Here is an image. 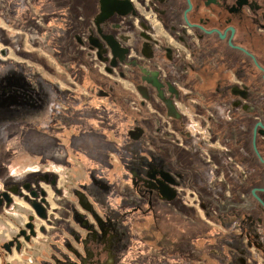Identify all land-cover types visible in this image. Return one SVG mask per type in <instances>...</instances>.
I'll return each instance as SVG.
<instances>
[{
    "label": "rangeland",
    "instance_id": "1",
    "mask_svg": "<svg viewBox=\"0 0 264 264\" xmlns=\"http://www.w3.org/2000/svg\"><path fill=\"white\" fill-rule=\"evenodd\" d=\"M5 31L8 37L5 42L0 41V45L7 46L8 54L16 64L23 66L21 75L26 77L24 82L27 85H0V193L20 188L25 194L22 185L33 183L38 189L42 186L50 205L47 206L48 219L43 220L34 214L28 194L26 200L13 195L15 202L0 204V264H38L37 258L42 256L51 264H72L74 261L76 264H146V257L159 256L160 260L152 261L153 264H165L162 257L165 251L156 254L150 248L149 252V248L141 244L137 247L141 256L132 260L131 243L132 237L136 236L132 235L133 225L145 222V236L160 243L166 241L169 229H172V233L178 232L183 225L179 213L175 214L172 208L165 205L156 208V220L143 218L148 212L145 200L141 209L130 210L139 203L130 195L123 196L125 186L120 180L129 178L131 171L137 173L146 166L138 162L135 165L128 146L121 145L119 141L118 148V140L107 137L106 129L115 126L110 119L116 117V108L98 106L101 102L89 100L85 105L69 109L66 106L68 100L89 98L91 94L77 82L65 83L60 90L52 83L51 68L56 70L58 67L57 59L53 57L55 54L47 48L52 44L44 45L41 36L33 29L8 27ZM96 36L99 37L98 33ZM102 45L107 50L101 62L105 61L108 65L111 54L106 44ZM94 54L91 58L86 55L83 67L89 64V70H94L102 78L129 92L133 91L125 77L118 79V70L114 75L105 74L101 67L103 65H99ZM115 58L118 61L119 56ZM48 88L56 95L53 94L50 99L34 97L36 100H33V96ZM104 104L107 105L106 102ZM148 110L155 112L149 105ZM157 112L159 120L164 117L160 111ZM193 118L186 114L179 119L177 128L170 122L159 125L156 122L151 128L152 135H164L171 144L183 150L185 139L182 132L197 134L195 127L191 126L194 124ZM175 163L166 166L171 178L168 188L194 219L196 215H203V202L194 187L188 183V187H182L177 183V177L181 175ZM148 164L150 173L146 176L151 179L159 177L165 170L156 168L151 161ZM46 177L49 182L45 180ZM50 180L55 183L51 185ZM158 193L162 199L169 198L160 190ZM146 198L145 195L143 199ZM151 213L155 214L153 211ZM30 216L36 226V236L28 242L19 235V230L25 228ZM205 219L208 220L201 216V220ZM195 225L192 223V226ZM119 234L123 235L120 237ZM8 239H12L13 247L17 240L24 248H19L20 252L13 249L11 257L7 255L4 259L1 246ZM111 241H114L112 246ZM69 259L73 262L68 263Z\"/></svg>",
    "mask_w": 264,
    "mask_h": 264
},
{
    "label": "crops",
    "instance_id": "2",
    "mask_svg": "<svg viewBox=\"0 0 264 264\" xmlns=\"http://www.w3.org/2000/svg\"><path fill=\"white\" fill-rule=\"evenodd\" d=\"M100 14L97 0H0V41L5 42V38L8 37L5 28L33 29L37 35L41 36L44 45L52 44H47L50 46L47 48L54 52V58L57 59L58 64L56 70L51 68L54 79L52 83L61 89L65 83L77 82L91 94L89 98L68 100L66 106L69 109L85 105L89 100L101 102L98 106H114L116 108V117L114 120L110 119L115 123V126L113 129H106L107 137L116 138L118 148L119 141H121V145H127V149L132 151L130 153L132 154L131 161L135 165L142 163L146 166L137 173H131V171L129 178L120 180L122 186H125L123 196L130 195L136 200V203H139L136 205L135 211L138 208L141 209V204L145 200L146 208H148L147 213L143 209L145 220H156L158 218L156 208L165 205L164 207L172 208L175 214L179 213L183 225L178 232L172 233V229H169L166 232V241L162 243L154 242L153 238L145 236L143 231L146 228L143 227L145 222L138 223L137 226L133 225L132 235H136L132 237L131 243L133 261L141 256L139 248H137L141 244L146 245L149 252L151 249L156 254L165 251L162 256L165 264H240L242 256H238L235 250L242 248V233L247 229V226L245 223H240L239 229H237L236 222L240 214L251 208V200L242 197L241 194L247 191L252 184L241 183L237 174L233 173L224 161L219 163L218 173L222 175L220 179L215 170L206 162L202 152L200 153L201 144L196 137L186 140L185 148L181 150L171 144L164 135H152L151 128L156 122L158 125L170 122L177 128L179 119H183L186 114L194 116L192 120L194 124L191 126L195 127V131H197L198 120L196 119L199 109L197 89L194 86L187 87L180 83V78L184 76L180 70V58L173 59L171 61L173 65H170L165 59L163 51H160L153 43L152 46H147V43L137 36L128 18L114 14L111 18L103 20ZM94 27L99 29L102 34L111 36L118 47L128 46L136 52L143 53L141 58H136L125 70L126 78L133 89L132 92L102 78L92 69L87 68L88 71H86V68L82 66L86 60V53L77 47L76 34L91 32ZM150 30L153 31L152 28ZM153 33L163 47L167 46V35L162 28L156 27ZM174 46L181 48L177 43H174ZM157 62L166 70V80L179 82L175 106H168L165 95L157 92L148 83V77L155 74L154 65ZM16 63L0 59V85L15 83L17 86H22L26 81V77L21 75L23 66ZM164 65H170L174 69L171 67L167 69ZM41 82L44 83V80ZM186 88L192 92H187ZM141 99L148 100L155 112L151 113ZM73 101H78V103ZM105 102L107 105L104 104ZM87 106L89 105L87 104ZM157 111L164 115L160 120L159 115L156 116ZM238 126H240V120L237 117L235 127ZM113 130L115 134H113ZM242 144V136L239 132L234 131L232 154L239 162L243 157L242 151L250 152L245 149L240 150ZM211 154L212 157L220 159L219 153L213 148ZM150 161L156 168L165 169V171L169 167V163L178 162L175 164L180 170L181 179L189 186L194 187L201 201L206 204L208 222L201 220L200 215H196L193 219L192 214L181 207L177 196L171 195L168 199L160 200L156 194L151 206H148L147 200L142 198L140 192L147 186L145 184L148 180L146 174L149 172L148 166L151 163H148ZM123 162L125 163L124 160ZM243 168L246 171L250 169L246 163L243 164ZM228 185L232 192L231 197L226 196L224 192ZM152 211L155 214H152ZM192 223L196 225L192 226ZM177 234L180 236H176ZM136 239L137 241H135ZM9 241L10 239L1 246V249L4 250V259L7 255L11 257L10 254L13 253V249L15 250L14 245L12 247L8 245L9 249L5 248ZM22 247L23 244L20 245V250ZM20 250L15 251L20 252ZM146 260V264H153L152 261L160 260V257L154 256L148 257V259L146 257ZM37 261L38 264H51L45 256L37 258ZM71 262L73 261L69 259L68 263ZM72 264H76L75 261Z\"/></svg>",
    "mask_w": 264,
    "mask_h": 264
},
{
    "label": "flooded vegetation",
    "instance_id": "3",
    "mask_svg": "<svg viewBox=\"0 0 264 264\" xmlns=\"http://www.w3.org/2000/svg\"><path fill=\"white\" fill-rule=\"evenodd\" d=\"M119 1H127L131 6L130 11L125 15L112 13L102 19L111 18L114 14L128 18L137 36L146 42L147 46H152L153 43L163 51L170 65H173L171 61L176 57L181 59L180 70L184 76L180 78V83L197 89L199 105L196 119L197 134L190 131L182 132L185 141L192 139L191 137L199 140L204 159L220 179L222 175L218 173L219 163L224 161L233 173L237 174L241 183L252 184L241 194L242 197L251 200L252 205L250 210L237 217V229L240 223H245L247 229L242 233V248L235 250V253L242 256L240 264H264V0ZM97 4L100 8L101 0H97ZM156 27L162 28L166 33L167 46L163 47L158 42L153 33ZM97 33L99 37L96 36ZM102 36L107 35L95 27L91 32L76 34L77 47L90 58L95 53L96 58L102 60L103 56L106 57L107 50L102 43L106 44L111 54L106 68L118 70L117 74L127 79L125 70L136 58H141L143 53L136 52L128 46H119L121 56L118 61L116 59L114 65H111L114 55ZM91 39H97L100 47L92 45ZM174 43L179 44L181 48L175 47ZM0 46L5 45L1 43ZM0 59L14 61L9 54ZM155 64V74L148 77V83L157 92L165 95L166 102L175 106L179 82L166 80V70L160 63ZM170 65L164 66L168 69ZM84 67L86 71L87 68L90 69L89 64ZM126 82L130 84L128 79ZM36 83L37 81L34 82L35 85ZM23 84L27 85L25 82ZM186 89L187 92H192L189 88ZM85 91L90 93L86 89ZM53 94L48 88L33 96V100L39 96L40 99L42 97L50 99ZM141 100L144 106L147 108L150 106L148 100ZM2 114L6 115L5 112ZM237 117L240 126L235 127ZM224 127L226 128L223 129ZM234 131L239 132L243 138V144L239 149L250 151L249 153L242 151L243 157L240 162L232 154ZM212 148L219 153L220 159L212 157ZM245 163L250 167L248 171L243 168ZM164 173L169 176L164 170L159 177L154 176L153 179L148 177L145 183L147 186L140 192L143 198L147 196L149 207L156 194L163 200L159 196V190L164 193V186L169 190L170 182L166 183L161 178ZM169 179L171 180L170 176ZM45 180L49 182L48 177ZM52 183H55L54 180H50L51 185ZM177 183L182 187H188L180 177H177ZM41 191H44L42 186L36 188L39 202L46 197V194L41 195ZM6 192L1 191L0 204L5 202L2 193ZM224 192L226 196L231 197L229 185ZM171 193L169 190V195L164 193V196L170 197ZM202 207L204 211L202 210L201 216L208 219L204 202ZM130 210H135V207ZM203 221L208 222L206 219ZM119 235L121 237L123 234ZM113 242L111 241L110 246Z\"/></svg>",
    "mask_w": 264,
    "mask_h": 264
},
{
    "label": "water",
    "instance_id": "4",
    "mask_svg": "<svg viewBox=\"0 0 264 264\" xmlns=\"http://www.w3.org/2000/svg\"><path fill=\"white\" fill-rule=\"evenodd\" d=\"M130 4L127 2V1H119V0H101V7H100V10H101V16L102 18L104 17H107L108 15L112 14V13H116V14H119V15H125L127 14L129 11H130ZM102 39L105 40V42L107 43V45L111 48L112 52H113V58L111 60V65H114L115 64V61H116V58L117 56H121V52L119 50V47L116 45V42L111 38V36H102ZM92 45L94 46H97V47H100V43L97 41V39L93 40L91 39V42H90ZM170 105V103H168ZM171 106V105H170ZM259 125V123H258ZM161 178L166 182V183H169L171 182V180L169 179V176L167 174H162ZM22 187L28 191L29 189V184L28 183H25L22 185ZM12 194L14 195H18V196H21V192H19V189L18 188H14L10 191ZM254 192V190L252 191ZM164 193L168 196L169 195V190L164 186ZM29 194L32 198H35L37 196V193L36 191L34 190H31L29 191ZM3 195V198L5 200V204L8 205L12 202V198L9 196V194L6 192V193H2ZM41 195H45V192L44 191H41ZM44 202V199L41 200V203ZM40 202H37L35 200H32L30 201V205L34 211V214L41 218V219H46L47 217V214H46V210H45V207L41 204ZM29 221L27 223H25V228L24 229H21L19 230V235L23 237V239L25 241H29L30 237H34L36 235V232H35V228H34V225L33 223L31 222L32 220V216H30L29 218ZM27 232H26V230ZM43 228L40 227V230H42ZM13 242L10 240L6 245H5V248L6 249H9V246L8 245H12ZM20 248V242L16 240V245H15V249L16 250H19Z\"/></svg>",
    "mask_w": 264,
    "mask_h": 264
},
{
    "label": "built area",
    "instance_id": "5",
    "mask_svg": "<svg viewBox=\"0 0 264 264\" xmlns=\"http://www.w3.org/2000/svg\"><path fill=\"white\" fill-rule=\"evenodd\" d=\"M0 47H3V48H0V57L2 58V57H4V56H6V55H8V51H9V49H8V47L7 46H0ZM94 56H95V54H94ZM96 57V56H95ZM97 61H98V63H99V65L101 66V65H103V66H101L102 67V69L103 70H105V74H108V75H114L115 74V69H107L106 67L108 66L106 63H105V61H104V63L103 62H101L102 60H98L97 59ZM100 66H98V68L100 67ZM118 77V79H122L119 75L117 76ZM29 184V189H28V191H26L25 190V194H23V191H22V189H20L19 188V192H21V196L23 197V199H28V197L30 196V194H29V191H31V190H34V191H36V186L33 184V183H28ZM39 185V184H38ZM23 188V187H22ZM8 194H9V196L12 198V202H15L14 201V199H13V195L14 194H12L11 192H7ZM27 194H28V197H27ZM14 196H18V195H14ZM21 196H19V197H21ZM35 198L37 199V200H35ZM35 198H32L31 196L29 197V200L30 201H32V200H35V201H37V202H39L38 201V198H37V196L35 197ZM29 201V202H30ZM40 203H41V201H40ZM44 207H45V210H46V214H47V217H46V219H48V215H49V212H48V209H47V206H49L50 204H49V202H47V198L45 197L44 198V202L43 203H41ZM3 205H5V202L3 203ZM33 216L35 217V215L33 214ZM43 220H45V219H43ZM29 221V220H28ZM31 222L33 223V225H34V228H35V230H36V226H35V223L33 222V220H31ZM26 223H27V221H26ZM40 228V227H39ZM27 232V231H26ZM36 232V231H35ZM22 237V236H21ZM23 238V237H22ZM30 238H32V237H30Z\"/></svg>",
    "mask_w": 264,
    "mask_h": 264
}]
</instances>
